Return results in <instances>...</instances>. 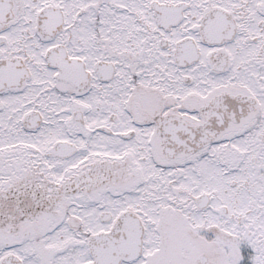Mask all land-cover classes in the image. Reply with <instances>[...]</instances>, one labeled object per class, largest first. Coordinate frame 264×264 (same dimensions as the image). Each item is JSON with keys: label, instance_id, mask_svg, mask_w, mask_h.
Here are the masks:
<instances>
[{"label": "snow or ice", "instance_id": "1", "mask_svg": "<svg viewBox=\"0 0 264 264\" xmlns=\"http://www.w3.org/2000/svg\"><path fill=\"white\" fill-rule=\"evenodd\" d=\"M0 264H264V0H0Z\"/></svg>", "mask_w": 264, "mask_h": 264}]
</instances>
